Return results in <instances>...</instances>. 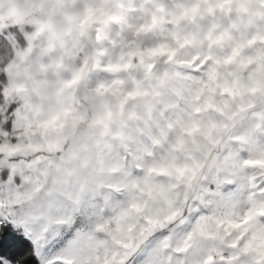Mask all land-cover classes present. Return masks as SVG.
Here are the masks:
<instances>
[{
	"label": "snow or ice",
	"instance_id": "obj_1",
	"mask_svg": "<svg viewBox=\"0 0 264 264\" xmlns=\"http://www.w3.org/2000/svg\"><path fill=\"white\" fill-rule=\"evenodd\" d=\"M0 264H264V0H0Z\"/></svg>",
	"mask_w": 264,
	"mask_h": 264
}]
</instances>
